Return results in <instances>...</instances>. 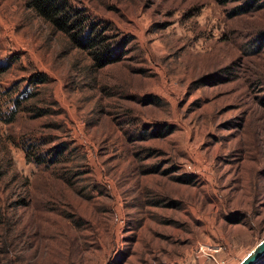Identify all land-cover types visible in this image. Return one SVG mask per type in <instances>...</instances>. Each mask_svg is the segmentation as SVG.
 I'll list each match as a JSON object with an SVG mask.
<instances>
[{"label":"rangeland","instance_id":"obj_1","mask_svg":"<svg viewBox=\"0 0 264 264\" xmlns=\"http://www.w3.org/2000/svg\"><path fill=\"white\" fill-rule=\"evenodd\" d=\"M68 1L106 63L0 0V89L46 110L0 121V264H236L264 236V0Z\"/></svg>","mask_w":264,"mask_h":264},{"label":"trees","instance_id":"obj_2","mask_svg":"<svg viewBox=\"0 0 264 264\" xmlns=\"http://www.w3.org/2000/svg\"><path fill=\"white\" fill-rule=\"evenodd\" d=\"M25 3L51 26L69 33L71 38L81 47L93 48L91 51L93 56L98 59L100 55V59L103 58L100 61L101 64L109 61L110 52L108 45L104 43L106 36L99 29L94 31L95 24L89 22L87 15L79 7L71 5L68 0H26ZM3 69V66H0V77ZM45 79L46 76L42 72H36L31 75L30 83H42ZM15 89L12 87L0 89V121H12L21 110L31 111L33 116L41 115L46 111L41 106H28L30 103L28 99L32 94L26 92L14 94ZM41 159L39 156L36 161Z\"/></svg>","mask_w":264,"mask_h":264},{"label":"water","instance_id":"obj_3","mask_svg":"<svg viewBox=\"0 0 264 264\" xmlns=\"http://www.w3.org/2000/svg\"><path fill=\"white\" fill-rule=\"evenodd\" d=\"M264 257V236L256 242L236 264H254Z\"/></svg>","mask_w":264,"mask_h":264}]
</instances>
